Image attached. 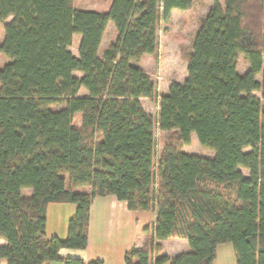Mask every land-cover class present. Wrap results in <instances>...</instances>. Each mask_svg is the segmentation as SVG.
Segmentation results:
<instances>
[{
  "label": "trees",
  "instance_id": "16d2710c",
  "mask_svg": "<svg viewBox=\"0 0 264 264\" xmlns=\"http://www.w3.org/2000/svg\"><path fill=\"white\" fill-rule=\"evenodd\" d=\"M211 1L186 77L159 94L153 116L140 98H152L156 86L134 62L155 53L158 23L192 0H111L102 11L73 0H0L5 264H103L58 255L87 246L98 195L155 213L142 245L124 252L125 264H212L223 243L236 264H264V0ZM108 23L115 37L100 50ZM239 55L247 62L241 74ZM155 125L168 133L158 154ZM192 134L212 157L182 150ZM50 203L75 204L65 237L46 235ZM168 237L186 239L189 249L166 255Z\"/></svg>",
  "mask_w": 264,
  "mask_h": 264
},
{
  "label": "crops",
  "instance_id": "0c3cea01",
  "mask_svg": "<svg viewBox=\"0 0 264 264\" xmlns=\"http://www.w3.org/2000/svg\"><path fill=\"white\" fill-rule=\"evenodd\" d=\"M11 17L6 19L9 20ZM107 27L113 28L111 23ZM106 27V28H107ZM78 190L83 188L78 187ZM74 203H50L46 208L45 231L47 236H66L67 222L73 214ZM155 219V213L147 210H130L126 202L114 195L94 196L90 203L88 241L85 248L62 247L60 257H77L84 261L101 259L103 264H125L124 252L139 247L144 240L142 228ZM3 239L0 238V243ZM163 253L173 256L189 249L186 239L168 237L162 240ZM0 259V264H3ZM5 264V263H4ZM44 264H63L59 260ZM162 264H168L167 262ZM212 264H236L230 243L217 246Z\"/></svg>",
  "mask_w": 264,
  "mask_h": 264
},
{
  "label": "rangeland",
  "instance_id": "374dc122",
  "mask_svg": "<svg viewBox=\"0 0 264 264\" xmlns=\"http://www.w3.org/2000/svg\"><path fill=\"white\" fill-rule=\"evenodd\" d=\"M111 0H73L75 8L92 9L102 11L108 8ZM220 3L223 0H219ZM211 0H192V5L187 10L172 9L167 21H160L157 29V49L153 54H144L135 65L144 70L156 86V95L152 98L141 97L140 102L143 108L153 116H157L159 94L166 92L171 82H182L186 77L187 52L191 47V41L199 20L205 15L212 5ZM3 35L2 23L0 22V41ZM115 37L113 28L107 27L101 44L100 50L105 47ZM79 36L74 34L70 50L77 55V44ZM7 59L0 54V65ZM262 66H264V53L262 54ZM247 68V62L242 55L238 56L237 72L243 73ZM75 75L80 72L75 71ZM260 75L256 76L258 80ZM79 94H86L84 89L78 91ZM253 94L260 96L259 92ZM78 119H76L77 121ZM167 132L154 126L156 154L162 148ZM182 150L189 154H196L204 157H212L214 152L209 148L202 147L194 134L191 135L189 143L182 146ZM243 174H247L245 168H240ZM22 193L28 195L30 189L23 188ZM5 263L4 259H1ZM3 263V264H4Z\"/></svg>",
  "mask_w": 264,
  "mask_h": 264
}]
</instances>
